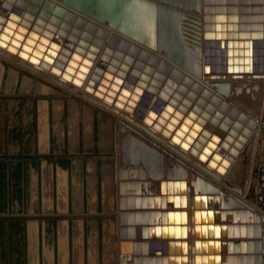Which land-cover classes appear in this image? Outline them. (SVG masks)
<instances>
[{"label":"crops","instance_id":"obj_1","mask_svg":"<svg viewBox=\"0 0 264 264\" xmlns=\"http://www.w3.org/2000/svg\"><path fill=\"white\" fill-rule=\"evenodd\" d=\"M245 7L251 16L245 26L264 28V0H248ZM213 10H221L216 1ZM254 13L259 17L256 20L252 18ZM52 34L53 39L58 36L57 29ZM84 40L82 36L76 37L69 51L76 52ZM116 52L112 50L104 58L100 52L102 75L116 77L122 71L128 55L119 57ZM134 69V63L130 62L124 80L132 78L136 84L143 83L151 93L148 86L153 85V76L145 68L137 72ZM177 94V87L163 83L144 106L146 113L172 102L176 111L186 107L184 117L193 113L194 117H189L192 124L202 127L195 137L198 145L195 149L202 152L215 138L221 139L226 149L218 144L219 150L211 149L210 157L218 156L216 162L222 169L228 162V182L247 187L254 179L253 170L264 165V127L260 124L264 121V92L258 100H252L248 94L242 98L243 111L254 119L256 127L248 138V122L228 119L225 114L218 118V107L209 102L200 105L194 101L185 106L183 95L179 98ZM113 114L89 96L0 54V264H124V261L133 264V254L122 253V246L134 249L133 240L121 238L122 227L127 234L137 233L140 228V241H146L140 246V264H185L186 249L188 264H194V195L202 203L200 211L209 219L203 225L209 235L202 237L207 241L204 252L208 262L215 264L217 244L224 240V264H254L250 215L228 207L223 216L218 207V193L211 192L203 180L192 185L196 174L191 170L186 178L188 206L178 208L168 203L161 208L171 194L159 193V187L180 180L164 179L155 184L146 179L142 166H122L118 138L122 117ZM237 148L240 152L234 157L231 150ZM170 162L166 158L165 163ZM255 192H261L259 183ZM173 194L181 196L176 191ZM137 204L145 208L125 210L123 225L122 205ZM183 212L188 217L184 236L180 230ZM220 232L226 237L215 236Z\"/></svg>","mask_w":264,"mask_h":264},{"label":"water","instance_id":"obj_2","mask_svg":"<svg viewBox=\"0 0 264 264\" xmlns=\"http://www.w3.org/2000/svg\"><path fill=\"white\" fill-rule=\"evenodd\" d=\"M214 1L220 4L219 12L213 10ZM246 2L248 0H0V54L17 59L26 68L120 113L126 126L119 134L122 166H142L146 179L155 184L164 179L180 180L177 184L166 183L165 188L159 187V193L171 194L161 208H166L168 203L178 208L188 206L186 178L191 170L196 174L192 185L203 180L211 192L218 193V207L223 216L228 207L249 214L254 228L251 235L255 244L254 264H264V165L253 170L254 179L247 187H237L226 178L228 162L222 169L216 162L218 156L210 157L211 149L219 150L218 144L226 149L221 139L215 138L202 152L195 149L198 146L195 137L202 127L192 124L189 117H194L193 113L184 117L186 107H180L181 112L176 111L172 102L148 114L144 108L152 93L157 94L164 83L178 88L177 97L183 95L185 106L194 101L200 105L209 102L218 107V118L225 114L228 119L248 122L246 137L252 136L256 128L254 119L243 111L242 98L248 94L252 100H258L264 92V84L251 79L232 81L221 77L246 74L251 78L255 73H264V28L245 26L251 20ZM252 18L256 20L258 14L254 13ZM56 29L58 36L53 39L52 30ZM78 36L85 42H81L76 52H70L72 40ZM112 50H117L119 57L128 55L116 77L102 75L99 68L100 52V57L104 58ZM130 62L134 63L135 72L145 68L153 76V85L148 86L151 93L143 83L136 84L132 78L124 80ZM260 124L264 127V121ZM239 152L240 148L231 150L234 157ZM166 158L171 162L166 164ZM256 183L261 188L259 193L255 192ZM175 185L179 186V197L173 194ZM192 206L196 238L193 261L194 264H210L204 252L207 241L202 239L209 235L203 226L209 219L200 211L202 203L196 195ZM141 207L145 208L140 204L122 205V224L127 215L125 210ZM234 219L236 221L237 217ZM180 223L184 236L188 231L186 212L181 214ZM215 236L226 237L223 232ZM141 237L140 228L137 233L127 234L122 227L121 238L133 240L134 246L133 251L122 246V253H132L133 264H140V246L146 242L140 241ZM219 242L215 264H224L222 254L226 252V242ZM189 261L186 249L184 262Z\"/></svg>","mask_w":264,"mask_h":264},{"label":"bare ground","instance_id":"obj_3","mask_svg":"<svg viewBox=\"0 0 264 264\" xmlns=\"http://www.w3.org/2000/svg\"><path fill=\"white\" fill-rule=\"evenodd\" d=\"M17 60V59H16ZM19 61V60H17ZM21 62V61H20ZM221 77H224L226 79H230L232 81H240V80H247V79H251L252 81H257V82H260V83H263L264 84V73H255L252 75L251 78H248V76L246 74H243V75H225V76H221ZM79 94H82V93H79ZM91 98V97H90ZM92 100H94L93 98H91ZM263 100V99H262ZM95 101V100H94ZM100 103V102H99ZM102 104V103H101ZM105 106V105H104ZM105 108L107 109H110L115 115H117L118 117H122L121 120L119 121L120 122V126H121V130L119 134H121L123 131H125L126 129V126L122 123V120L124 119V117L120 114V113H117V112H114L111 108H108L105 106ZM109 113V112H108ZM113 114V115H114ZM137 119V117H135ZM119 138V137H118ZM190 163V161H189ZM133 167V166H132ZM179 180V179H178ZM177 186V185H176ZM174 186L173 187V191H176L178 193H180V190H179V186ZM124 254V253H123ZM125 255H128V254H125ZM129 263L128 261H124V264H127Z\"/></svg>","mask_w":264,"mask_h":264},{"label":"built area","instance_id":"obj_4","mask_svg":"<svg viewBox=\"0 0 264 264\" xmlns=\"http://www.w3.org/2000/svg\"><path fill=\"white\" fill-rule=\"evenodd\" d=\"M122 257V256H121Z\"/></svg>","mask_w":264,"mask_h":264},{"label":"rangeland","instance_id":"obj_5","mask_svg":"<svg viewBox=\"0 0 264 264\" xmlns=\"http://www.w3.org/2000/svg\"><path fill=\"white\" fill-rule=\"evenodd\" d=\"M110 110V109H109Z\"/></svg>","mask_w":264,"mask_h":264}]
</instances>
